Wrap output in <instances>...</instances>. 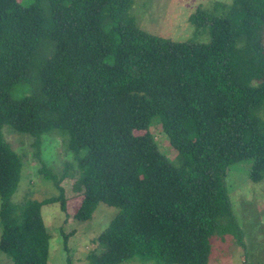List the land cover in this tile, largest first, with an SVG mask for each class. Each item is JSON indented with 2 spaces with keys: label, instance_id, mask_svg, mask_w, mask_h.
<instances>
[{
  "label": "trees",
  "instance_id": "16d2710c",
  "mask_svg": "<svg viewBox=\"0 0 264 264\" xmlns=\"http://www.w3.org/2000/svg\"><path fill=\"white\" fill-rule=\"evenodd\" d=\"M133 3L0 0V251L11 264H48L42 207L66 210L69 178L78 221L101 203L119 209L89 264H208L216 234L242 242L226 181L250 162L249 179L264 182V0H233L218 16L199 7L190 20L210 22L209 44L143 31ZM4 126L32 137L38 159L43 135L63 138L76 168L39 170L58 196L12 201L24 164Z\"/></svg>",
  "mask_w": 264,
  "mask_h": 264
},
{
  "label": "rangeland",
  "instance_id": "374dc122",
  "mask_svg": "<svg viewBox=\"0 0 264 264\" xmlns=\"http://www.w3.org/2000/svg\"><path fill=\"white\" fill-rule=\"evenodd\" d=\"M232 3L233 0H134L132 14L138 27L152 35L177 42L209 44L210 22L198 27L190 20L191 16L199 7L207 10L208 16H218L221 15L224 5ZM260 117L264 121V108ZM2 132L24 164L22 178L12 201L16 204L28 200L41 202L58 196V189L51 181L46 180L39 170L41 161L58 174L67 163L76 168L73 153L65 150L63 138L52 134L43 135L38 159L32 137L13 133L7 126L3 127ZM151 132L161 151L178 165V152L160 131L157 123L151 127ZM250 166V162H243L232 167L226 181L233 212L242 230V242L230 234H216L211 239L208 264H264V182L253 183L249 179ZM71 179H66L63 183L67 196L65 211L61 209L60 202L42 207V217L51 236L48 264H69V260L71 264H89L87 255L99 249L98 237L108 228L119 211L101 203L91 220L78 221L73 215L80 206L82 197L73 194ZM1 233L0 224V236ZM11 261V257L0 251V264H11ZM123 264L155 263H145L135 258Z\"/></svg>",
  "mask_w": 264,
  "mask_h": 264
}]
</instances>
